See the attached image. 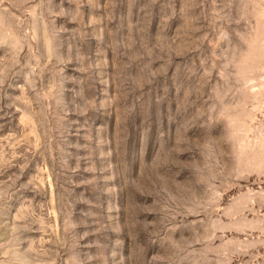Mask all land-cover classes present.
I'll use <instances>...</instances> for the list:
<instances>
[{
    "label": "rangeland",
    "instance_id": "obj_1",
    "mask_svg": "<svg viewBox=\"0 0 264 264\" xmlns=\"http://www.w3.org/2000/svg\"><path fill=\"white\" fill-rule=\"evenodd\" d=\"M0 264H264V0H0Z\"/></svg>",
    "mask_w": 264,
    "mask_h": 264
}]
</instances>
